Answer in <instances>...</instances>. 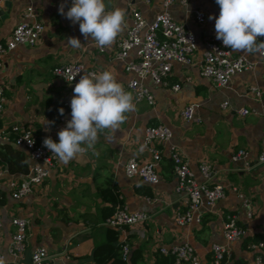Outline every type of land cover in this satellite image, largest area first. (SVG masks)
<instances>
[{
    "label": "crops",
    "instance_id": "crops-1",
    "mask_svg": "<svg viewBox=\"0 0 264 264\" xmlns=\"http://www.w3.org/2000/svg\"><path fill=\"white\" fill-rule=\"evenodd\" d=\"M69 1L0 0V41L9 37L29 5L44 26L34 45L18 44L0 55V86L5 95L0 111V167L8 170L0 176V252L4 255L0 264H31V252L38 245L47 247L55 264H93V248L110 237L112 226L104 224V220L118 203L130 211L141 210L149 215L145 221L125 228V240L130 246L126 261L129 264H157V259L171 257L159 253L160 245L184 240L194 246L203 264H211L213 242L229 246L230 257L223 264H233L237 259L254 264V255L259 251L251 250L248 244L256 241L253 236L264 237V162L255 160L264 127V57L259 55L248 54L254 62L253 68L235 73L224 86L201 75L198 65L174 61L166 77L168 85L145 80L154 94V104L134 103L135 110L126 114L119 128L99 133L92 149L84 146L85 152L69 163L57 158L41 185L33 187L24 197L11 196L12 183L19 182L25 173L9 170L6 157L11 149L24 155L28 168L32 163L26 148L14 144L12 126L30 127L37 136L51 135L59 142V131L71 119L74 87L55 77L52 68L79 60L97 75L110 71L124 90L130 92L126 84L134 74L125 70V60L114 57L115 43L130 25L133 7L148 21L163 10L161 0H105L108 11L124 12L126 27L114 44L101 52L93 45L94 41L84 39L79 23L73 24L60 14L61 4L66 13ZM196 8L205 12L202 24L194 19L192 11ZM167 10L195 33L198 45L194 58L200 59L204 36L214 31L215 19L209 17L220 14L216 0L173 2ZM70 37L81 40L79 48L67 44ZM128 58L136 59L135 51ZM174 83L180 84L177 91L171 89ZM251 86L261 90L259 96L251 94ZM224 101L228 102L225 107ZM187 103L199 105L195 111L197 119L182 118L180 111ZM241 107L249 112L241 114ZM60 108H65L64 114L56 115ZM157 123L170 126L172 136L168 142L157 144L161 152L156 166L159 179L148 183L137 175H126L124 165L130 157L150 158L142 137L146 126ZM170 148L182 154L198 179L202 178L198 165L206 161L213 169L210 183L226 186L227 193L212 209L203 208L201 224H177L174 220L175 211L184 209L185 202L175 191ZM238 148L254 157L249 168H235L229 161L230 153ZM230 185L238 186L252 199L251 219L244 216L240 197L228 191ZM226 213H235L239 222L248 227L245 238L225 240L222 227ZM13 216L28 219L24 248L18 256L9 251L15 230ZM120 240L122 234L118 233L117 243Z\"/></svg>",
    "mask_w": 264,
    "mask_h": 264
},
{
    "label": "built area",
    "instance_id": "built-area-1",
    "mask_svg": "<svg viewBox=\"0 0 264 264\" xmlns=\"http://www.w3.org/2000/svg\"><path fill=\"white\" fill-rule=\"evenodd\" d=\"M145 1L149 2L151 0ZM161 1L163 10L159 11L150 21L142 15L139 9L133 7L130 11L131 23L115 43L114 57L125 60V70L134 74L126 84L132 93L134 103L141 101L149 105L155 103L154 94L145 83V80L150 79L156 85H168L166 77L170 74L174 61L185 65H198L200 74L211 78L219 86L227 85L235 73L253 68L254 62L249 58L248 53L225 48L222 41L216 39L215 20L214 31L204 36V49L201 58L195 60L194 53L198 45L197 36L185 23L175 20L167 10V7L173 2L187 4L188 0ZM72 2L73 0L69 1L66 12L72 6ZM192 12L196 23L202 24L205 21V12L202 9L196 8ZM35 16L31 5L22 11L21 19L14 25L9 37L4 41H0V55L11 51L18 44L34 45L37 42L44 26ZM93 45L101 52L108 49V47L98 46L95 41ZM131 51H135L136 59L128 58ZM52 73L55 77L73 87L79 82L81 75H97L96 71L86 69L79 60L55 65L52 68ZM179 88V83L171 85V89L174 91ZM249 91L253 96H259L261 93V90L254 86H251ZM4 102L5 95L0 86V111ZM227 104V101L222 102L223 107ZM198 106L197 103L185 104L180 111L182 118L184 120L197 119L195 111ZM239 112L246 114L249 109L241 107ZM61 120H63V117H61ZM12 130L15 133L14 144L24 146L32 160L28 171L23 173L21 180L12 183L11 196L18 199L24 197L32 191L33 187L39 186L45 181L58 157L51 154L43 145L46 137H51L56 141L53 136H37L30 127L14 125ZM171 136L172 130L167 124L157 123L146 126L142 143L149 151L150 158L138 160L130 157L127 159L124 165L126 175H137L148 183L157 182L159 177L156 166L161 158V152L157 144L168 142ZM170 156L176 176L175 191L183 196L185 202L184 209L175 211L174 220L177 224H201L203 208L212 209L227 193L226 186L222 183H210L213 169L208 162L201 161L199 163L198 171L202 178L198 179L177 149L170 148ZM255 160L264 162V127L260 134V151ZM229 161L235 168H249L254 161V157L249 151L238 148L230 153ZM7 171L6 168L0 167V176ZM227 189L240 197L244 216L247 220L251 219L254 215L252 199L246 196L236 185L227 186ZM118 196L121 198L120 194ZM148 200L150 199L148 198ZM148 216L145 211H130L126 205L118 203L113 212L105 218L104 224L115 228L119 235L122 234L120 257L123 260L128 261L130 255V246L124 236L125 228L145 221ZM11 222L15 230L11 236L9 251L13 256H18L24 248L28 219L13 216ZM248 232V227L239 222L235 213H226L222 227V235L226 241L230 242L245 238ZM248 247L251 250L257 249L259 251L254 255V264H264L261 255V252L264 251V240L251 241ZM158 251L162 255L172 257L169 263L164 264H203L194 246L185 240L170 245H160ZM211 252V264H223L224 260L230 257L229 246L226 244L211 243ZM3 260L4 255L0 252V262ZM31 264L55 263L47 247L38 245L31 252Z\"/></svg>",
    "mask_w": 264,
    "mask_h": 264
},
{
    "label": "clouds",
    "instance_id": "clouds-1",
    "mask_svg": "<svg viewBox=\"0 0 264 264\" xmlns=\"http://www.w3.org/2000/svg\"><path fill=\"white\" fill-rule=\"evenodd\" d=\"M220 6L215 19L216 39L225 48L264 57V0H216ZM64 4L59 12L79 23L80 33L87 41L100 47H111L116 37L124 31V12L108 11L105 0H73L65 13ZM78 37H70L67 44L80 47ZM71 119L58 133L59 142L51 137L43 141L51 154L69 163L86 148L92 149L98 134L105 129L116 130L126 120V114L135 110L131 92H126L114 75L105 70L98 75H81L73 89ZM61 115L64 109L60 108ZM86 146V148L84 147Z\"/></svg>",
    "mask_w": 264,
    "mask_h": 264
},
{
    "label": "trees",
    "instance_id": "trees-1",
    "mask_svg": "<svg viewBox=\"0 0 264 264\" xmlns=\"http://www.w3.org/2000/svg\"><path fill=\"white\" fill-rule=\"evenodd\" d=\"M58 114H60L59 111L56 112V115ZM6 161L8 163V168L11 172H26L28 170L27 161L24 155L20 151L11 149L9 155L6 157ZM112 204L115 205V201ZM109 232H110V237L107 239V241L97 244L93 248L91 254L93 264H129L120 257V244L117 243L118 233L113 227L109 228ZM252 239L256 241L264 240V237L261 235H257V236H253ZM261 255H262V261L264 263V251L261 252ZM132 257L133 256H131V258ZM171 260L172 257L165 259L162 257L160 259H157V264L168 263L167 261L170 262ZM12 264H17V263H12ZM233 264H247V262L242 259H237Z\"/></svg>",
    "mask_w": 264,
    "mask_h": 264
},
{
    "label": "rangeland",
    "instance_id": "rangeland-1",
    "mask_svg": "<svg viewBox=\"0 0 264 264\" xmlns=\"http://www.w3.org/2000/svg\"><path fill=\"white\" fill-rule=\"evenodd\" d=\"M36 187V186H35Z\"/></svg>",
    "mask_w": 264,
    "mask_h": 264
}]
</instances>
